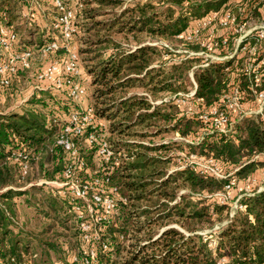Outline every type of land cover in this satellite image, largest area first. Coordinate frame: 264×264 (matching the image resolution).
<instances>
[{
    "label": "trees",
    "instance_id": "trees-1",
    "mask_svg": "<svg viewBox=\"0 0 264 264\" xmlns=\"http://www.w3.org/2000/svg\"><path fill=\"white\" fill-rule=\"evenodd\" d=\"M159 1L168 4L166 11L160 12L152 5H142L136 9L138 13L136 21L130 18L129 21L122 22L119 27L117 18L113 23L98 21L87 28V32L94 31L92 37L95 39H89L90 45L98 48L93 51L98 53L93 59L97 62L89 70L94 75L92 85L95 89L93 104L90 105L94 108L95 116L106 118L111 124L112 133L128 137L135 136L137 129L143 132L148 128H156V133L151 135L153 137L163 133H174L187 138L197 135L201 128H206L208 134L204 135L202 140L186 147L192 152L212 157L226 166L237 167L235 176L246 179L262 165L253 160L254 156L264 154V123L261 118H244L230 132L221 133L209 125L203 126L196 119L179 117L174 105L163 104L154 107L151 112H141L151 110L153 106L144 97L134 95L127 98L126 94L132 88L149 91L154 97L163 93L177 94L186 91L188 73L198 65V69L193 71L197 85L195 97L206 107L217 106L222 94L231 87L227 79V73L230 72L227 71L228 69L242 76L234 84L238 85L245 95H253L250 88L252 83L258 92L264 90V66L263 78L259 83H250L249 77L243 79L248 74H244L245 68L242 65L248 58L243 56L241 49L256 44L255 57H258L264 51V41L256 43L257 33H252L240 45L238 53L232 59L210 63L207 67H201L200 58L192 57L168 69L160 67L147 70L154 61L151 55L160 56V50H166L147 46L128 54H114L104 59L103 54L112 45L108 35H101L104 30L111 31L114 27H119L118 33H120L126 25H130L126 29L136 36L146 34L151 38L173 40L177 39L191 22L204 18L211 12H218L229 2V0ZM17 2L19 5L22 3L21 0ZM257 2L258 0H250L247 6L239 5L237 8L226 10L239 18V15L249 14L252 9H257L260 4ZM12 3L13 0H0V21L4 24L12 25L10 21ZM99 3L113 7L119 5L118 0H100ZM83 11L84 8L77 20L75 38L81 32L80 20ZM93 11H88L89 18L95 17ZM226 40L227 43L217 49L220 55H226L232 50L233 45H229V40ZM46 95L49 97L47 93L35 94L31 100ZM47 102L43 116L33 113L9 115L0 113V190L6 189L0 192V260L3 264H37L42 258H39L32 249L33 235L14 230L16 227H13L15 222L12 206L16 197L38 194L41 196L38 201L44 203L46 200L47 208L53 212L57 221L67 225L68 222L71 223L72 217L75 220L73 208L78 200L73 199V204L66 197L57 200L55 195L51 194L54 193L52 189L47 191L49 188L45 186L49 185H38L39 181L44 180L60 181L65 166L63 150L54 145L59 128L53 121L48 122V118H52L55 114L53 105H62V102L55 101L53 105ZM162 123L165 125L162 126ZM91 131L99 133L100 128L98 126L93 130L88 129L83 136L74 138L79 156L83 158L85 169L88 170L93 166L94 155V149L86 142V136ZM143 134L146 133H142L141 138H147V135ZM121 142L123 143L110 142L115 156L118 157H115L108 170L101 172L100 175L103 178L108 177L107 188L117 189L127 198V202H117L115 215L97 226L102 232L96 243L95 264H121L118 259L125 251L123 244L125 241L121 239L128 240V236L131 246L135 247L136 251L122 264H215L222 257H227L230 264H264V190L242 201L241 205L245 209L239 211L231 223L220 230L219 242L216 247L211 248L208 240L197 234L198 226L204 223L213 226L214 216H220L226 206L211 205L204 199L194 202L192 195L221 191L229 185L230 180L200 175L190 167L167 176L165 166L169 162L168 159L153 156L151 153L171 150V146L174 149L182 147L175 142L155 144L153 147ZM24 151L40 152L41 157L38 161L30 163L28 175L22 178L18 164L14 163L12 158ZM116 158L117 163L114 161ZM39 173L42 177L38 182L30 181ZM16 178L25 183L29 181L26 184L30 187L25 191H14L10 186L15 184ZM181 188L188 190V196L181 199L184 202H176L171 206L170 203L177 198V190ZM56 200L58 206H54ZM49 216H52L50 212ZM174 222L181 224L187 233L184 234L173 227L162 232L157 231L169 227ZM75 226L77 229L78 225L74 224ZM78 235L77 230L75 236L78 238ZM144 241L149 244L142 245ZM62 242L60 246L52 242L44 243L45 257L51 250L60 252L61 248L64 249L66 242ZM105 244L107 249L103 247ZM148 250L150 252L146 253Z\"/></svg>",
    "mask_w": 264,
    "mask_h": 264
},
{
    "label": "rangeland",
    "instance_id": "rangeland-1",
    "mask_svg": "<svg viewBox=\"0 0 264 264\" xmlns=\"http://www.w3.org/2000/svg\"><path fill=\"white\" fill-rule=\"evenodd\" d=\"M17 1L18 0H13V3L11 4L13 9L11 8L10 10V21L13 24L15 31L18 33L19 43L22 46L20 50L22 51V49L25 48H31L33 50H36L37 46L42 45L49 39L47 35V27L50 23L51 15L48 14V11H46V9L49 7L48 0H40L36 7L33 8L32 14L34 15L33 18L35 20V24H33L32 26H29L26 21L22 19V10L24 6L22 3L19 5ZM99 1L100 0H85L86 3L84 2L85 7L84 11L82 12V19L80 20L81 32L79 36L77 38H74L73 40V50L78 52L80 59V82L87 90V96L81 101L84 105L93 104L92 98L95 87L92 84L94 75L90 73L89 70L92 65L97 62H95V60L93 59L98 54L97 52H93L98 49L97 46L90 45L89 42V39H95L94 37H92L94 31L91 30L90 32H87V28H90L91 24L94 22L100 21L101 23L109 24L111 22L113 23L117 18L119 19V27L120 25H122V22H127L130 18L136 21L138 19V13L136 11L138 6L152 5L156 7V10L160 12L166 11L168 7V4H166V2L161 3L159 0H118L119 5L115 7H113L112 5H101ZM249 3L250 0H229L228 4L221 7L218 12H222L223 10H226L228 8L234 9V7H239V5L247 6L249 5ZM257 3H260L257 6L258 8L252 9L251 13L249 12V14L247 13L244 15H239V18L235 16L236 20L233 27L227 30H223V28L218 24L215 26L212 32V37L214 39L213 44L219 48L220 46H222V38H225L229 40V45H233L231 48L232 50H229L226 55L218 54V50H215L214 52L213 49L209 51L204 50L203 55L197 56V58L201 59V67H207L202 66L205 64L206 55L213 56L215 58H224L213 59L211 63L224 62L232 59L240 49V47L237 48L235 45L236 40L243 36L244 33L251 32L249 34L251 36L252 33H257V30H260V28H264V0H258ZM90 10H94L92 12V14L95 13L94 18H89L90 16L88 15V11ZM234 12L236 13L235 10ZM193 23L194 21L191 22V24ZM128 26L130 25H126L125 27L128 28ZM119 27H114L111 31L104 30L103 32H101V35H108L112 41V45H110L107 51L103 54L104 59H107L114 54H128L134 52L138 48L145 46L157 47L159 49L163 48L166 50H160V56L151 55V57L154 58V61L152 62L151 66L147 68V70H150L151 68L158 69L160 67H165V69H168L172 65H178L182 61L194 57H188V53L201 52L199 46L184 44L183 41H181L180 39H156L148 37L146 34L136 36L135 34L129 33L126 28L122 32L118 33ZM204 32L206 34L205 37H207L206 31ZM87 41L88 43H86ZM242 52L243 56H247V58L249 59V47H246L244 50L241 49V53ZM248 59L246 60L245 64L242 65L245 69L249 68L251 64ZM37 67L39 66L36 65L35 69ZM198 67V65H195L189 71V80L187 82L186 91L179 92L177 94L163 93L157 95V97H154L149 91H146L141 88H132L128 90L126 97L128 98L134 95L138 97H144L146 101L153 106L151 110L141 112L148 113L151 112L156 106L170 104L174 105L177 108L179 117L185 116L187 118L196 119L201 122L202 125L205 127L209 125V127L217 129V127H219V124L216 120L217 115L214 114L215 106L206 107L201 100L197 99L194 96L196 86L193 77V71L198 69ZM227 71H230L227 73V79L228 84H230L231 86L235 85L234 83H236L242 78V76H240V73H235L229 69ZM244 74L248 75L243 77V79L249 77L250 83H252L253 81H251V79H254V74L246 72ZM259 82L260 78L258 79L257 83ZM20 87L24 90L21 95L17 97L9 96L11 92L19 90L18 88ZM28 87V83L23 81L20 85L14 83L11 90H5L0 88V113H3V115H9L13 113H33L38 116H43V113H45L46 102L48 101L47 103H53V97H50V95L48 94L49 97L46 95L45 97H37L31 100V98L33 97L32 96L27 103H21V101L26 96L25 90H27ZM243 103L244 105L240 113V117L243 118H241L240 120H243L247 117H252V119L264 118V103H260L259 101H257L255 94H244ZM73 106L75 108L79 107L78 105H75L74 102ZM217 108L222 109L224 107L221 108L217 106ZM230 114L231 113H229V115ZM96 123L100 128V132L97 134L103 136L105 139H107V141L109 140L112 143H114L115 141H117L118 143H123L121 141H127L128 143H133L136 145L142 144L143 146L149 147H153L155 144H170L174 142L181 145V148L177 147L174 149L173 146H171V150L151 153V155L153 156L164 157L168 159L169 162L165 166L167 176L172 175L175 172L182 171L187 167H190L197 171L200 175H206L220 180L229 179L230 183H233L231 185V188L226 189L225 187L223 190L217 191L213 194H209L208 192H201L192 195V201L194 202L198 201L199 199H204L207 200V203L211 205L216 204L226 206V209L220 216H214L213 226H210V224L208 223H204L203 225L198 226L199 231L197 232V234L203 236L205 240H208L211 248L217 246L219 242L218 233L223 227L231 223V221L235 218V215L240 211L238 207L242 203V201L246 197L253 196L254 193L264 190L263 154L258 155L257 158H254L255 161L262 163V165L259 166L254 173L248 176V178L239 179L235 176V172L238 170L237 167L226 166L222 162L217 161L212 157H207L196 152H192L186 147L187 145H193L195 142L202 140L203 136L208 134L206 128H201L200 130H198L197 135H193L187 138H183L180 135L174 133H163L157 137H153L151 135L156 133V128H148L146 131L143 132H141V129H137L136 134H134L135 136L128 137L120 136L117 133H112L110 126L111 124L106 118L97 117ZM161 125L164 126L165 123H162ZM162 129L164 130L165 128L163 127ZM142 133H146L143 135H147V138L142 139ZM109 141L108 143L111 145ZM111 147L113 149V145ZM124 150L121 151L123 152ZM115 157L118 156L116 155ZM92 160L93 166L90 167V170L87 174H82L81 179L83 181L87 180L90 183L91 188L96 189V185L94 184V181H92L93 177H101V172L108 170L103 169L106 168V166H110V164H106V161L103 158L95 154L93 155ZM95 172H97L96 175ZM215 173L218 175H223L226 178H219L216 176ZM41 177L42 174L39 173L36 176L34 175L30 181L34 182L36 180V182H38ZM28 182L29 181H27L26 183L28 184ZM26 183L24 181H18L16 178L15 184L10 187L14 191H25L30 187ZM45 187L49 188V190L47 191H50L52 189L54 193H50L53 196L55 195V199L58 200V198L62 197L58 193V189L55 186L49 185ZM3 189H1L0 192L6 190ZM188 193L189 192L187 189H178L177 198L174 202L170 203V205L172 206L176 202H184L181 199L183 197H187ZM105 196H112V194L105 193ZM40 199L41 196L38 194L37 196L32 194L31 196L24 195L15 198V200L13 201L14 204L12 206L14 214L13 220L15 222V226L13 227H16L14 230H21L23 234L30 233L33 235V238L31 239V241L33 242L32 249L33 251H35V253L39 255V258L42 257L37 262V264H83L82 260L86 257L87 251L89 249H93L95 251L96 243L99 241L100 234L102 232H100V230L97 231V233L93 232L91 237L88 239H85L83 237L82 231L79 228L80 222L77 219V215L79 214L76 211V207L77 205H82L79 206L82 211L81 213L83 214V216H87V220H90L91 217L88 216V212L86 211L85 207L86 203L74 198L78 200L76 201L77 205H75L73 208L75 220L72 217L71 223L68 222L69 224L66 225L62 222L57 221L56 217H54L53 215V212H51V210L47 208L48 204L46 203V200L44 201V203H40V201H38ZM57 200L55 201L56 203ZM56 203L54 204V206H58V203ZM39 209L40 211H38ZM49 212L52 216H49ZM232 214H234L233 217H231ZM56 215L58 216L59 213ZM74 224L78 225L77 229L76 226L74 227ZM170 226L184 234L187 233L182 227V225L179 223L174 222ZM169 227L161 228L157 231L162 232ZM77 230L79 232L78 238L77 236H75ZM45 232L48 234H45ZM121 240L125 241V243H123L125 251H123L121 257L118 259L119 263L122 264L134 255V251H136V248L131 246L129 236L128 240H125L123 238ZM61 241L66 242V244L63 246L64 249L61 248L60 252H58L57 250H51L50 254H48V256L46 255L45 257V254L43 252V250L45 249L44 243L52 242L55 243V245L60 246ZM144 244H149V242L144 241L142 245ZM149 252L150 250L146 251V253ZM222 258H225L226 260L230 261L227 257Z\"/></svg>",
    "mask_w": 264,
    "mask_h": 264
},
{
    "label": "built area",
    "instance_id": "built-area-1",
    "mask_svg": "<svg viewBox=\"0 0 264 264\" xmlns=\"http://www.w3.org/2000/svg\"><path fill=\"white\" fill-rule=\"evenodd\" d=\"M21 1L24 6L22 19L29 26H32L35 24L34 15L32 14L33 8L36 7L40 0ZM48 5L49 7L46 11L51 15L50 23L47 27L49 39L42 45L37 46L36 50L25 48L21 51L20 48L22 46L19 43V36L13 24L8 25L0 21V88L11 90L14 83L20 85L24 81L28 83L29 87L25 90L26 96L21 103H27L32 96L40 93H47L52 96L53 103L54 101L62 102V105H53L51 103L54 106L55 114L52 118H48V122L53 121L59 128L54 145L60 147L65 155V166L61 173V180H44L40 181L38 185L55 186L58 189V193L62 197L70 199L72 204L74 198L86 203L85 207L88 216L91 217L90 220H87V216H83L79 206L76 207V211L79 214L77 215V219L80 222L79 228L83 237L88 239L93 232L97 233V231L101 230L97 228L101 222L108 221L111 216L115 215L117 202L126 203L127 198L120 194L117 189L107 188L108 177H93L92 181H94L96 189H92L87 180L83 181L81 179L82 174H87L89 170L85 169L84 160L79 156L78 146L74 138L83 136L88 129L93 130L98 127L94 108L90 104L84 105L81 102L87 96V90L80 82L81 71L78 52L73 50L77 20L81 10L84 8V0H48ZM235 20L233 13L228 10L211 12L204 18L194 20V23L190 24L181 35L177 36V39L187 45L199 46L201 52H187L188 57L201 56L204 54V50L213 49L214 52L218 48L213 44L214 39L212 37L215 26L218 24L223 30H227L234 26ZM204 31H206L207 37H205ZM250 33H244L243 36L236 40L235 45L237 48L248 39ZM256 36V43L264 41V28L257 30ZM226 43L227 40L223 38L221 45L223 46ZM245 48L242 47L243 50ZM249 50V61L251 64L249 68L245 69V72L253 73V82H257L259 78L260 80L263 78L264 51L258 57H255L256 44L249 47ZM213 59L224 58L206 55L205 64L202 66H208ZM36 65L39 67L35 69ZM195 86L197 88L196 83ZM250 88L255 94L256 100L264 103V90L258 92L255 90L253 83ZM18 89L15 92H11L9 96L17 97L24 92L23 88L20 87ZM243 99L244 92L236 84L231 86L220 97V102L217 106L224 108L218 109L215 106L214 114L217 115L216 120L219 124L217 129L221 133L230 132L239 120L243 118L240 117L244 105ZM73 102L79 107H73ZM63 106L67 109H64ZM229 113H233L232 116ZM262 120L264 123V118ZM86 142L90 148L94 149V154L103 158L106 164L112 163L115 158V152L103 136L91 131L86 136ZM40 157V152L24 151L14 155L12 161L18 164L20 174L22 178H25L28 175L30 163L38 161ZM257 157L258 155L254 156V158ZM114 161L117 163L118 159L116 158ZM106 169H108V166L103 170ZM96 174L97 172H95ZM216 176L226 178L223 175L216 174ZM232 184L229 183L226 189L231 188ZM105 193H110L112 196H105ZM238 208L240 211L245 209L241 204ZM233 216L234 214L231 215V217ZM103 247L107 249L106 244ZM95 257L96 252L93 249H89L86 257L82 260L83 264H94ZM0 264H3L1 260ZM215 264H230V262L225 258H221Z\"/></svg>",
    "mask_w": 264,
    "mask_h": 264
}]
</instances>
